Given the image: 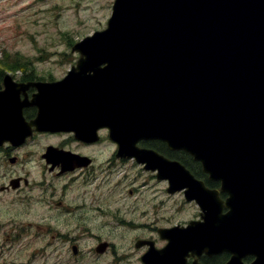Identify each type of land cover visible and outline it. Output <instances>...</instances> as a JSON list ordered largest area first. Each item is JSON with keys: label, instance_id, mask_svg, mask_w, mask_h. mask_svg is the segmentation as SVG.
<instances>
[{"label": "water", "instance_id": "obj_1", "mask_svg": "<svg viewBox=\"0 0 264 264\" xmlns=\"http://www.w3.org/2000/svg\"><path fill=\"white\" fill-rule=\"evenodd\" d=\"M72 51L84 58L63 79L34 84L39 93H58L59 103H79L81 112L96 110L114 127L120 149L140 162L156 161L160 175L172 187L186 186V199L203 211L201 222L171 229L170 243L149 264L188 251H228L225 264H244L248 255L249 264H264V0H114L105 29ZM23 86L4 76L0 120L11 128L0 124V142L30 133L24 124L17 132L20 108L18 120L12 115L11 98ZM153 136L190 154L220 181L229 194L226 214L216 202L218 190L135 146Z\"/></svg>", "mask_w": 264, "mask_h": 264}, {"label": "flooded vegetation", "instance_id": "obj_2", "mask_svg": "<svg viewBox=\"0 0 264 264\" xmlns=\"http://www.w3.org/2000/svg\"><path fill=\"white\" fill-rule=\"evenodd\" d=\"M111 1L101 5L111 11ZM80 58L84 57L73 55L72 61ZM16 71L20 74L12 75L14 81L29 85L16 88L17 95L11 98L16 104L12 115L18 120L20 108L24 130L30 133L18 142H0V264H46L55 250V238L68 242L66 264H81L90 254L85 264H149L152 256L162 253L170 243L171 229L202 221L203 211L194 199H186V187L179 188L177 183L172 187L169 179L160 176L156 161L151 162L153 166L140 162L134 153L127 154L126 148H119L109 120L101 118L96 110L81 112L79 103L53 102L54 95H41L31 85L59 79L38 76L24 66ZM135 146L185 165L207 189L219 188V183L211 180L190 155L181 149H170L159 137L140 139ZM218 195L216 202L222 205L221 213L226 214L228 194ZM184 206L194 208L195 215L183 223L169 222L170 216ZM95 218L115 220L116 228L129 233L123 242L125 248H120L118 239L116 242L97 235L88 224L80 230L85 219ZM63 223L78 225L63 232L58 228ZM74 232H80V236ZM139 232L143 235H135ZM76 237L96 242L84 253ZM37 239L39 244L46 239L40 248ZM102 256L109 257L108 261L101 263ZM230 256L227 251L199 256L188 251L184 262L182 257L166 261L162 256L161 261L224 264ZM252 259L246 256L243 263Z\"/></svg>", "mask_w": 264, "mask_h": 264}, {"label": "rangeland", "instance_id": "obj_3", "mask_svg": "<svg viewBox=\"0 0 264 264\" xmlns=\"http://www.w3.org/2000/svg\"><path fill=\"white\" fill-rule=\"evenodd\" d=\"M107 1L0 0V78L5 72L16 76L20 74V71H16L15 68L4 65L5 62L12 61V59L6 60L7 58L13 57L18 60L17 65L14 66H24L38 76L46 78L50 76L56 79L64 77L78 61H72V56L80 55L79 52L72 51L73 45L83 37L106 26L111 11L101 4ZM195 212L194 208L184 206L179 212L170 216L169 222L183 223L188 218H192ZM33 215L34 213L31 216ZM86 224L92 227L94 233L106 240L117 242L118 239L120 248H125L126 244L123 242L129 233L116 228L115 220L85 219L80 224V230ZM77 225V223H63L58 228L64 232L73 230ZM80 232L72 234L80 236ZM135 235H143V233L139 232ZM76 238L85 249L96 242L89 237ZM45 241L46 239L39 244L37 239V246L42 247ZM53 241L55 250L49 254L46 264H66L68 249L65 246L68 242L62 243L58 238ZM85 249L82 251L88 253L89 249ZM11 256L15 258V254ZM38 256L41 257V255ZM51 256H53L52 259H50ZM90 256L92 255H88L80 263L85 264ZM100 259L101 263H105L109 257L102 256Z\"/></svg>", "mask_w": 264, "mask_h": 264}, {"label": "bare ground", "instance_id": "obj_4", "mask_svg": "<svg viewBox=\"0 0 264 264\" xmlns=\"http://www.w3.org/2000/svg\"><path fill=\"white\" fill-rule=\"evenodd\" d=\"M60 96L61 95H58V93L54 94V99H53V102H59L60 101ZM7 120V119H6ZM0 124L5 128V130H9V128H11V125H9L6 121H4V119L0 120ZM20 125L18 127L19 130H17V132H22L23 131V123L22 124H18ZM250 182V181H249ZM249 184V183H247Z\"/></svg>", "mask_w": 264, "mask_h": 264}, {"label": "trees", "instance_id": "obj_5", "mask_svg": "<svg viewBox=\"0 0 264 264\" xmlns=\"http://www.w3.org/2000/svg\"><path fill=\"white\" fill-rule=\"evenodd\" d=\"M9 59H12V61L11 62H5L4 63L5 66H9V68H15V69L21 67L20 65L19 66H14L15 64L17 65V61H18L15 57L7 58L6 60H9Z\"/></svg>", "mask_w": 264, "mask_h": 264}]
</instances>
